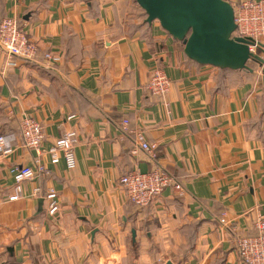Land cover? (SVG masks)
Segmentation results:
<instances>
[{
    "label": "crops",
    "instance_id": "0c3cea01",
    "mask_svg": "<svg viewBox=\"0 0 264 264\" xmlns=\"http://www.w3.org/2000/svg\"><path fill=\"white\" fill-rule=\"evenodd\" d=\"M5 17L20 19L38 51L5 67L0 47V131L14 136V152L0 157V264H244L234 229L254 233L264 210V64H199L158 20L146 21L136 0H0ZM158 68L170 79L162 96L149 89ZM25 116L43 127L41 154L23 146ZM71 130L73 169L48 152ZM139 130L158 144L155 161L132 153ZM38 164L51 172L25 180L9 199L17 169ZM154 166L183 191L167 188L137 207L120 177ZM50 188L56 215L47 210ZM177 246L191 250L165 257Z\"/></svg>",
    "mask_w": 264,
    "mask_h": 264
},
{
    "label": "built area",
    "instance_id": "2783aa9c",
    "mask_svg": "<svg viewBox=\"0 0 264 264\" xmlns=\"http://www.w3.org/2000/svg\"><path fill=\"white\" fill-rule=\"evenodd\" d=\"M235 22L237 29L236 36L253 37L261 40L264 36V0H243L234 6ZM0 47L7 53L5 67L15 65L14 57L31 59L36 56L38 47L26 33L18 17H5L0 20ZM251 50L255 47L251 46ZM45 58L56 62L59 57L51 52L45 54ZM170 86V79L166 71L158 68L153 74L149 89L155 95L162 96ZM129 119H123L122 130L128 131ZM20 135L23 146L35 150L41 154L44 150L43 127L40 122L25 116L20 125ZM135 148L132 153L136 155L138 150L145 151L151 161L158 157V144L150 141L143 130L136 132ZM14 136L0 132V157L10 155L14 152ZM78 141L76 131H67L48 149L52 163H58L64 158L69 169H73L77 164L75 146ZM51 170L43 164H38L35 168L31 166H21L17 169L15 180V192L9 199H18L21 193V183L31 179L38 174H49ZM120 185L125 190L129 200L140 208L151 205L162 192L167 188H173L178 192L183 191V185L169 173L166 169L154 166L147 171H142L138 167L131 169L120 177ZM48 206V214L56 215L60 211L58 192L50 188L45 195ZM226 213L220 217L221 225L228 226ZM235 244L244 264H264V210L259 213L255 222V232L243 234L234 229Z\"/></svg>",
    "mask_w": 264,
    "mask_h": 264
},
{
    "label": "water",
    "instance_id": "95a60500",
    "mask_svg": "<svg viewBox=\"0 0 264 264\" xmlns=\"http://www.w3.org/2000/svg\"><path fill=\"white\" fill-rule=\"evenodd\" d=\"M148 23L161 26L184 44L185 54L199 64L221 69L253 70L248 62L264 64V43L236 36L235 8L229 0H136ZM251 46L255 50H251ZM44 199H39L40 210ZM135 235V231L133 230ZM166 264H173L171 260Z\"/></svg>",
    "mask_w": 264,
    "mask_h": 264
},
{
    "label": "rangeland",
    "instance_id": "374dc122",
    "mask_svg": "<svg viewBox=\"0 0 264 264\" xmlns=\"http://www.w3.org/2000/svg\"><path fill=\"white\" fill-rule=\"evenodd\" d=\"M252 61V60H251ZM189 243L191 244V233L188 235ZM167 253L165 257H173L177 260H180L182 256H186V254L191 250V248H184L182 246H177V247H167ZM133 249L130 251V256H133Z\"/></svg>",
    "mask_w": 264,
    "mask_h": 264
},
{
    "label": "trees",
    "instance_id": "16d2710c",
    "mask_svg": "<svg viewBox=\"0 0 264 264\" xmlns=\"http://www.w3.org/2000/svg\"><path fill=\"white\" fill-rule=\"evenodd\" d=\"M255 64V63H258V62H256V61H254V60H250L249 62H248V64H249V66L251 67V64ZM252 68V67H251ZM1 133H5V134H12L11 132H4V131H0Z\"/></svg>",
    "mask_w": 264,
    "mask_h": 264
}]
</instances>
